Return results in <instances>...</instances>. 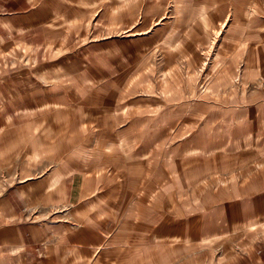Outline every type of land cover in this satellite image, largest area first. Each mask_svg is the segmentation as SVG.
<instances>
[{
	"label": "crops",
	"instance_id": "1",
	"mask_svg": "<svg viewBox=\"0 0 264 264\" xmlns=\"http://www.w3.org/2000/svg\"><path fill=\"white\" fill-rule=\"evenodd\" d=\"M124 1L0 0V264H264L263 149L158 161L125 136L109 66L161 28ZM98 3L130 34L78 45Z\"/></svg>",
	"mask_w": 264,
	"mask_h": 264
},
{
	"label": "rangeland",
	"instance_id": "2",
	"mask_svg": "<svg viewBox=\"0 0 264 264\" xmlns=\"http://www.w3.org/2000/svg\"><path fill=\"white\" fill-rule=\"evenodd\" d=\"M132 4L125 0L124 8ZM142 4L155 8L148 14L156 18L153 30L161 28L157 42L139 54L127 47L123 70L109 66L123 72L114 107L128 140L150 142L146 147L155 146L158 161L175 158L181 148L184 156L264 150V0ZM100 8L93 5L83 18L85 37L77 38L78 45L130 34L114 13L102 23ZM124 142L127 151L138 148Z\"/></svg>",
	"mask_w": 264,
	"mask_h": 264
}]
</instances>
